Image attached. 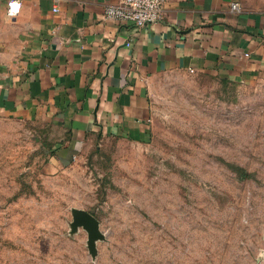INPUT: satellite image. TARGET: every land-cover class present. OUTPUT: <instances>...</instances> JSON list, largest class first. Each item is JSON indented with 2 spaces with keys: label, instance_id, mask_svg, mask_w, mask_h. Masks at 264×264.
<instances>
[{
  "label": "rangeland",
  "instance_id": "374dc122",
  "mask_svg": "<svg viewBox=\"0 0 264 264\" xmlns=\"http://www.w3.org/2000/svg\"><path fill=\"white\" fill-rule=\"evenodd\" d=\"M150 95L146 140L60 169L41 128L0 114V264H264V78L168 72ZM72 208L99 221L94 254Z\"/></svg>",
  "mask_w": 264,
  "mask_h": 264
},
{
  "label": "crops",
  "instance_id": "0c3cea01",
  "mask_svg": "<svg viewBox=\"0 0 264 264\" xmlns=\"http://www.w3.org/2000/svg\"><path fill=\"white\" fill-rule=\"evenodd\" d=\"M7 1L0 114L42 129L54 169L103 138L146 140L157 75L264 78V0H162L161 18L139 29L105 19L118 0H20L13 18Z\"/></svg>",
  "mask_w": 264,
  "mask_h": 264
},
{
  "label": "built area",
  "instance_id": "2783aa9c",
  "mask_svg": "<svg viewBox=\"0 0 264 264\" xmlns=\"http://www.w3.org/2000/svg\"><path fill=\"white\" fill-rule=\"evenodd\" d=\"M20 9V0H8L6 2L5 12L8 18L16 17ZM230 9L239 11V3L232 2ZM161 15L162 0H118L116 3L107 4L103 12L105 19L131 23L137 29L158 21Z\"/></svg>",
  "mask_w": 264,
  "mask_h": 264
},
{
  "label": "water",
  "instance_id": "95a60500",
  "mask_svg": "<svg viewBox=\"0 0 264 264\" xmlns=\"http://www.w3.org/2000/svg\"><path fill=\"white\" fill-rule=\"evenodd\" d=\"M72 222L70 227L72 231L76 230L78 227H82L87 232V243L90 253H95V242L98 239L103 238V234L99 228L98 219L91 213L78 208H72Z\"/></svg>",
  "mask_w": 264,
  "mask_h": 264
}]
</instances>
